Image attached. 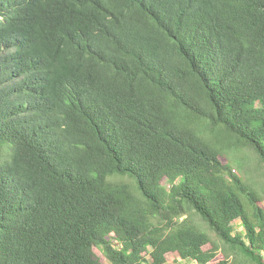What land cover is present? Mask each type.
Instances as JSON below:
<instances>
[{"label":"trees","instance_id":"1","mask_svg":"<svg viewBox=\"0 0 264 264\" xmlns=\"http://www.w3.org/2000/svg\"><path fill=\"white\" fill-rule=\"evenodd\" d=\"M254 161L264 0H0V264H264Z\"/></svg>","mask_w":264,"mask_h":264},{"label":"rangeland","instance_id":"2","mask_svg":"<svg viewBox=\"0 0 264 264\" xmlns=\"http://www.w3.org/2000/svg\"><path fill=\"white\" fill-rule=\"evenodd\" d=\"M243 155V153H241ZM244 174H250L251 176L256 177L258 180L262 181L264 183V166L257 164V162H252V164H250L249 166H247V170L246 168L244 169ZM238 228H242V225H238ZM99 252V250H98ZM101 254V253H100ZM172 260H174V257H171Z\"/></svg>","mask_w":264,"mask_h":264}]
</instances>
